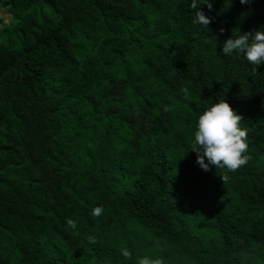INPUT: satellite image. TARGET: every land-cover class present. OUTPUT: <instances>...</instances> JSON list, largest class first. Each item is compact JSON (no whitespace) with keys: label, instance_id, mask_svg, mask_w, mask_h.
<instances>
[{"label":"trees","instance_id":"trees-1","mask_svg":"<svg viewBox=\"0 0 264 264\" xmlns=\"http://www.w3.org/2000/svg\"><path fill=\"white\" fill-rule=\"evenodd\" d=\"M211 2L0 0V264H264V64L220 52L264 0ZM224 98L248 161L204 171Z\"/></svg>","mask_w":264,"mask_h":264},{"label":"clouds","instance_id":"clouds-1","mask_svg":"<svg viewBox=\"0 0 264 264\" xmlns=\"http://www.w3.org/2000/svg\"><path fill=\"white\" fill-rule=\"evenodd\" d=\"M249 0H240L241 4ZM209 10L213 4L211 0H204ZM197 0H192L191 8L196 10L193 23L207 27L211 17L207 16ZM223 32V29H221ZM225 56L243 54L245 60L254 66L264 64V27L257 29L254 34L241 33L226 39L220 51ZM242 116L238 114L227 100L219 99L207 107L197 118L190 151L197 154V165L204 171H210L212 166L216 169L224 168L236 171L248 161L247 130L242 127ZM225 181L227 177L221 176ZM102 208L96 207L91 211L94 217L100 216ZM67 224L73 229L76 223L68 219ZM91 237L89 240L91 241ZM141 264H150L148 258H143ZM158 264V262H156Z\"/></svg>","mask_w":264,"mask_h":264},{"label":"rangeland","instance_id":"rangeland-1","mask_svg":"<svg viewBox=\"0 0 264 264\" xmlns=\"http://www.w3.org/2000/svg\"><path fill=\"white\" fill-rule=\"evenodd\" d=\"M0 15H1V13H0Z\"/></svg>","mask_w":264,"mask_h":264}]
</instances>
